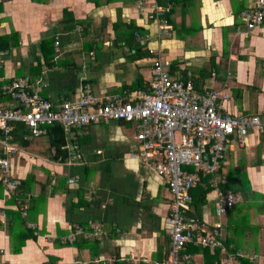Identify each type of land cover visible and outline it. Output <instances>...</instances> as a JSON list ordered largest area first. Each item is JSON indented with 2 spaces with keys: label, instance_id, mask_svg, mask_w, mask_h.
<instances>
[{
  "label": "crops",
  "instance_id": "crops-1",
  "mask_svg": "<svg viewBox=\"0 0 264 264\" xmlns=\"http://www.w3.org/2000/svg\"><path fill=\"white\" fill-rule=\"evenodd\" d=\"M156 1L169 6L167 35L159 36L154 0H0V37L12 36L9 48H0V86L15 77L42 75L41 93L54 102L76 99L86 79L97 93L148 91L154 55L138 46V28L150 35L152 47L162 50L172 76L192 79L199 91L226 94L220 100L228 112L264 115V20L250 30L244 17L256 0ZM135 135L134 124L124 120L75 128L82 153L78 160L70 157L67 142L68 157L62 159L49 136L22 133L13 174L32 179L14 195L0 188V264H154L159 245L168 253L172 193L166 178L133 156L141 149ZM260 143L261 135H249L246 146L229 152L223 170L246 156L253 188L264 195V161L255 163ZM261 155L264 160V143ZM213 184L202 219L208 226L222 222L224 239L237 247L236 252L228 248L236 263L239 254L264 264V213L257 208L262 196L219 217L216 179ZM43 190L46 199L32 205ZM20 217L42 234L14 252L11 244L20 241L22 224L13 226ZM80 223L86 228L94 224L101 233L85 234L76 245L54 243ZM235 224L241 226L237 233L231 228ZM186 253L188 264L208 263L202 252L187 248Z\"/></svg>",
  "mask_w": 264,
  "mask_h": 264
},
{
  "label": "built area",
  "instance_id": "built-area-1",
  "mask_svg": "<svg viewBox=\"0 0 264 264\" xmlns=\"http://www.w3.org/2000/svg\"><path fill=\"white\" fill-rule=\"evenodd\" d=\"M169 6L153 2L154 16L160 24V33L169 34ZM248 29L264 20V0H256L254 8L244 12ZM141 45L149 43L150 35L136 32ZM56 43H59L58 41ZM155 53L152 83L148 91L136 93H97L90 82L83 84L76 99L54 102L44 96V77L24 75L0 88V188L7 195L16 194L22 179L13 174V157L19 152L13 126L27 138L47 136L50 125H61L67 136L70 157L80 160L82 153L73 137V129L91 123L124 120L134 124L141 157L161 176L166 178L172 201L166 216V230L170 249L162 261L154 264H186L190 254L188 244L220 249L216 264H236L235 257L225 245L222 222L208 226L196 217H189L191 189L198 183L200 172L219 171L226 155L236 146H246L252 133L264 134V115L231 113L225 110L221 98L227 95L215 89L199 91L192 79L171 75L169 62L160 48ZM1 66V63H0ZM241 200V195L229 190L220 191L216 214L220 217ZM26 214V213H24ZM88 228H92L88 232ZM99 227L76 224L63 241L74 242L79 234L99 235Z\"/></svg>",
  "mask_w": 264,
  "mask_h": 264
},
{
  "label": "trees",
  "instance_id": "trees-1",
  "mask_svg": "<svg viewBox=\"0 0 264 264\" xmlns=\"http://www.w3.org/2000/svg\"><path fill=\"white\" fill-rule=\"evenodd\" d=\"M140 32L138 31V28L135 31V34ZM12 36L10 37V35L8 36H2L0 37V48L1 49H5V48H9L10 44H9V39H11ZM140 42L138 40V46ZM142 47H145L147 50L146 54L149 55H154V52H151V49L154 48L152 47L149 43L147 45H141ZM140 46V47H141ZM1 63V62H0ZM1 67V66H0ZM16 78V77H15ZM14 78V79H15ZM13 79V80H14ZM12 80V81H13ZM11 81V82H12ZM90 82L93 86V83L86 79L84 80V84ZM2 86H0L1 88ZM94 88V86H93ZM18 126H13V132L16 136V140L17 139H22V133L20 132V130L17 128ZM51 141V145L54 146L56 148V151H59V154L61 155L62 159H66L68 157V151L66 148H64V145L66 144V137H65V133H64V129L61 125H50L49 126V133L48 135ZM264 143V134L261 135V143L259 145V158L256 159V164L257 165H261L263 163V158L261 155V147L263 146ZM229 154V153H228ZM227 154V155H228ZM226 155V157H227ZM225 157V159H226ZM225 159L223 160L219 171L216 173V175L214 176L213 174H207V173H203L200 172V179L198 181V183L195 185V187L191 190V194H192V200L190 202V209L187 211V215L189 217H196L198 218L200 221L205 222L202 219V208L204 207V205L207 202V196L208 194L215 189V185L213 184V180L216 179L217 180V186L219 188V190L223 193L228 192L229 190L235 192V193H239L241 195V200L235 204L234 206H232L231 208H228L226 211L230 210V212L235 211L239 206L241 205H251V201L255 198H257V196H262V201H259L257 204V208L262 211L264 213V195L259 192L258 190L253 188V185L248 177V173H247V166H248V160L247 157L244 156L243 159L238 161V164L235 166H230L229 170L224 173V162ZM214 178V179H213ZM32 179V177H27L25 180L21 181V186H25V188H27L26 186H28L30 184V180ZM44 189V186H43ZM29 189H27L26 191H29ZM21 197H25L24 195H21ZM46 199L47 195H45V190H43L40 195L37 198L32 199L33 204L36 202V200L41 199V198ZM22 210L18 209L15 214L17 215H21ZM16 225L13 226V230L18 226L21 225V227H19L20 231L17 230L18 234L17 236L20 237V241L18 242L17 245L14 244V242H12L11 244V250L14 252H19L21 251L23 245L25 244L27 239L33 238V239H37L39 234H42L40 230H38L35 227H29L26 226V220L25 218H19V219H15ZM82 226L87 225V224H82L80 223ZM240 226V225H239ZM235 224V227L231 226V228L233 229V233H237L238 232V227ZM237 227V228H236ZM241 227V226H240ZM73 228V227H72ZM72 228L69 230L71 232ZM90 229V228H89ZM240 231V230H239ZM85 234H79L76 239L74 240V242H65L63 241L60 236L58 235L57 238L54 240V243L60 244V245H76L77 239L79 237H84ZM13 236H14V232H13ZM170 240H168L169 242ZM225 245L227 246V249L229 248L232 252H236V248L231 247V241L230 239H225ZM234 244V243H233ZM187 248H193L194 251H199L204 253L207 256L208 263L207 264H216L215 260H217V258L219 257L220 254V249H215L214 251H210L211 249L209 247H204L202 245H197L195 246L194 244L190 243L187 245L185 252L187 251ZM170 249V248H169ZM168 249V251H169ZM157 260L162 261L166 258L167 256V251L164 252L162 245H159V248L157 250ZM237 260L240 263H236V264H257L256 262H254L253 260H250V258L245 257V256H240L239 254H237ZM188 264V263H186Z\"/></svg>",
  "mask_w": 264,
  "mask_h": 264
}]
</instances>
